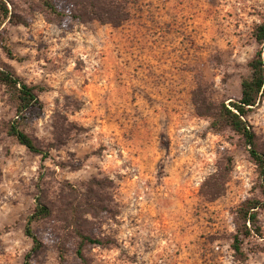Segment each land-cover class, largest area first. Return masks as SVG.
Listing matches in <instances>:
<instances>
[{"label": "rangeland", "instance_id": "obj_1", "mask_svg": "<svg viewBox=\"0 0 264 264\" xmlns=\"http://www.w3.org/2000/svg\"><path fill=\"white\" fill-rule=\"evenodd\" d=\"M4 1L0 68L38 88L42 113L22 129L48 157L6 134L15 115L0 86V264L31 250L37 197L52 217L33 225L31 264H264V210L259 235L231 247L238 207L261 200L256 168L199 113L239 98L264 0H121L119 27L49 23L36 0ZM248 122L264 149V94ZM79 229L104 244L83 259Z\"/></svg>", "mask_w": 264, "mask_h": 264}, {"label": "trees", "instance_id": "obj_2", "mask_svg": "<svg viewBox=\"0 0 264 264\" xmlns=\"http://www.w3.org/2000/svg\"><path fill=\"white\" fill-rule=\"evenodd\" d=\"M45 13L49 23H62L66 18L85 23L98 22L101 25L119 27L128 19L127 4L121 0H65L67 8L63 12L52 0H36ZM10 11L4 0H0V16L7 20ZM252 38L257 45L253 57L247 63V73L240 81V96L237 100L215 103L208 106L207 112L200 116L210 120V129L219 134L225 129L231 131L245 145L249 159L255 166L260 182L261 200L249 199L240 204L236 212V234L233 237L232 250L242 253V245L251 234L259 235L258 212L264 210V149H260L256 135L248 122V117L264 94V20L252 31ZM0 86L4 87L13 102L15 118L5 126L6 134L29 153L47 158L48 153L38 147L22 127L31 119L39 118L42 103L38 88L30 86L9 69L0 68ZM33 213L27 218L24 235L32 242L31 250L25 255L23 264H31V257L39 252L43 245L34 233L33 225L52 217V210L41 197L36 198ZM77 224V218L69 219ZM64 222H66L64 220ZM78 246L76 255L83 259V250L88 245H104L99 239L76 231ZM63 261V258H62Z\"/></svg>", "mask_w": 264, "mask_h": 264}]
</instances>
